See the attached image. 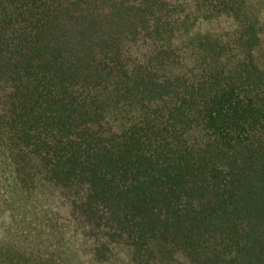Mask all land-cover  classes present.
Returning <instances> with one entry per match:
<instances>
[{
    "label": "trees",
    "instance_id": "16d2710c",
    "mask_svg": "<svg viewBox=\"0 0 264 264\" xmlns=\"http://www.w3.org/2000/svg\"><path fill=\"white\" fill-rule=\"evenodd\" d=\"M0 264H264V0H0Z\"/></svg>",
    "mask_w": 264,
    "mask_h": 264
}]
</instances>
